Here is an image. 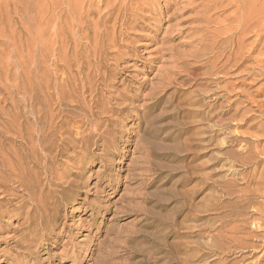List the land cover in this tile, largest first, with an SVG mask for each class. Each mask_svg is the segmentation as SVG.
Returning a JSON list of instances; mask_svg holds the SVG:
<instances>
[{"label": "rangeland", "instance_id": "obj_1", "mask_svg": "<svg viewBox=\"0 0 264 264\" xmlns=\"http://www.w3.org/2000/svg\"><path fill=\"white\" fill-rule=\"evenodd\" d=\"M263 16L0 0V264H264Z\"/></svg>", "mask_w": 264, "mask_h": 264}, {"label": "bare ground", "instance_id": "obj_2", "mask_svg": "<svg viewBox=\"0 0 264 264\" xmlns=\"http://www.w3.org/2000/svg\"><path fill=\"white\" fill-rule=\"evenodd\" d=\"M205 1V0H204ZM254 1V0H253ZM262 2V1H261ZM202 4V3H201ZM257 4V3H256ZM260 4V3H259ZM260 6V5H259ZM263 7V6H262ZM259 8V7H258ZM256 9H257V7H256ZM260 9V8H259ZM261 12V11H260ZM263 12V11H262ZM255 13V12H254ZM263 14V13H262ZM253 15V12L252 11H250V13H249V16H252ZM254 15H258L257 14V12H256V14H254ZM233 16V15H232ZM262 16V15H261ZM236 17V16H235ZM259 17H260V15H259ZM264 17V16H263ZM258 18V17H257ZM237 19H239V20H241V17L237 14ZM238 20V21H239ZM247 20V19H246ZM253 20V19H252ZM240 22V24H239V26L238 27H236V28H238V29H240V32L242 31L243 33L245 32V31H248L247 30V28L249 27L248 26V24L249 23H247V24H244V20L242 19L241 21H239ZM252 22H254V21H252ZM235 23V22H234ZM238 23V22H237ZM253 24V23H252ZM254 24H256V23H254ZM258 24H260V23H258ZM231 26L233 25L232 23L230 24ZM228 27V26H227ZM255 27V26H254ZM253 27V28H254ZM232 28H234V25H233V27ZM236 28H235V30H236ZM229 29H230V27H229ZM234 30V29H233ZM254 30V29H253ZM255 30H260L261 31V29H256L255 28ZM229 31V30H228ZM258 31H256V32H258ZM234 32V31H233ZM252 32V31H251ZM263 32V31H262ZM230 33V32H229ZM255 33V32H254ZM236 34V33H235ZM238 35V34H237ZM240 35V34H239ZM247 35V34H246ZM246 35H243L244 36V38H245V36ZM259 35V34H258ZM228 36V35H227ZM233 36V35H232ZM248 36V35H247ZM230 37V36H229ZM259 37V36H258ZM234 38H235V36H234ZM239 38V37H238ZM241 38H242V36H241ZM240 38V39H241ZM262 38V37H261ZM236 40V39H235ZM239 40V39H238ZM242 40L244 41L245 39H243L242 38ZM241 40V41H242ZM258 40V39H257ZM260 40V39H259ZM240 41V40H239ZM238 41V42H239ZM254 43V42H253ZM207 44V43H206ZM211 44H213V43H211ZM234 46V45H233ZM241 46V45H240ZM237 48V47H236ZM238 49H240V47L238 48ZM237 57V56H236ZM228 60V59H227ZM263 212H264V210H263ZM238 218H241V217H238ZM261 219V218H260ZM234 220V219H233ZM256 220V219H255ZM259 220V219H258ZM254 221V220H253ZM256 222V221H255ZM260 222V221H259ZM262 222V221H261ZM237 223V222H236ZM262 223H264V220H263V222ZM229 227H227V228H229L228 230H227V233H228V236H227V238L228 239H230L229 240V242H231L232 244H234V245H236V246H241L242 248H243V246L247 243V247H248V242H246L247 240H246V238L248 239V237H249V235H243V231H244V227L240 224V223H237V224H233V225H228ZM257 226V225H256ZM226 229V228H225ZM224 229V230H225ZM256 229H257V227H256ZM263 229V228H262ZM253 230V229H252ZM223 232H225V231H223ZM252 232V231H251ZM253 232H254V230H253ZM257 232V231H256ZM221 235V234H220ZM217 238H218V236H216ZM222 237H223V235H222ZM222 237H220V238H222ZM250 237H252V236H250ZM216 238V239H217ZM220 240V239H219ZM221 241V240H220ZM218 242V241H217ZM216 242V243H217ZM222 242V241H221ZM228 242V241H227ZM218 244H220V243H218ZM217 244V245H218ZM214 246V245H213ZM218 246H220V245H218ZM222 246V245H221ZM232 246V245H231ZM256 246V245H255ZM215 247V246H214ZM223 248H224V246H222ZM229 248V247H228ZM219 249V248H218ZM222 249V248H221Z\"/></svg>", "mask_w": 264, "mask_h": 264}]
</instances>
